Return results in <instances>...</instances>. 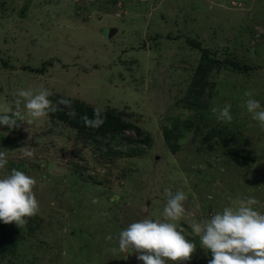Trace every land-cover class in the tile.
Returning a JSON list of instances; mask_svg holds the SVG:
<instances>
[{"label":"rangeland","instance_id":"obj_1","mask_svg":"<svg viewBox=\"0 0 264 264\" xmlns=\"http://www.w3.org/2000/svg\"><path fill=\"white\" fill-rule=\"evenodd\" d=\"M203 49L216 63L197 65ZM40 88L117 115L140 141L80 134L61 106L0 125V178H34L40 205L21 227L0 222L14 241L0 242V264H143L113 249L129 224L163 220L165 189L188 196L177 227L197 247L180 264L212 259L193 220L247 197L264 213V128L245 107H264V0H0V107ZM226 104L231 122L211 111Z\"/></svg>","mask_w":264,"mask_h":264},{"label":"clouds","instance_id":"obj_2","mask_svg":"<svg viewBox=\"0 0 264 264\" xmlns=\"http://www.w3.org/2000/svg\"><path fill=\"white\" fill-rule=\"evenodd\" d=\"M17 97L15 108L0 107V125L9 128L18 127L19 121L27 118V123L46 117L50 112L69 109V115L75 116L72 101L61 98L53 102L52 92L47 88L35 91L20 89L13 93ZM245 96L251 97V92ZM247 112L253 120L259 121L264 128V107L260 102L249 98L245 101ZM231 105L223 108L213 107L217 119L231 122ZM106 117L99 108L94 109L93 117H81L85 127L98 129L105 123ZM23 155L32 157L33 152L25 150ZM8 163L7 151H0V169ZM37 181L22 170L13 168L10 174L0 178V222L15 223L21 227L40 211L39 202L33 192ZM166 197L163 220L145 218L129 224L120 231L118 249L125 254H137L143 264H180L188 261L196 251V244L186 239L184 229L177 222L186 215L184 202L188 199L182 190L173 192L165 189ZM95 203V201H93ZM258 201L253 197L238 199L235 206L225 207L202 222L192 221V232L199 237L200 247L210 250L212 259L208 264H264V213L254 209ZM111 240L112 236L106 237Z\"/></svg>","mask_w":264,"mask_h":264},{"label":"trees","instance_id":"obj_3","mask_svg":"<svg viewBox=\"0 0 264 264\" xmlns=\"http://www.w3.org/2000/svg\"><path fill=\"white\" fill-rule=\"evenodd\" d=\"M190 43L194 44L192 41H190ZM208 53H209L208 49H203L200 51V56H199L197 65H202L205 63L210 64L212 62L216 63V59L210 58L208 56ZM229 63L231 66L232 65L235 66L234 63H232L230 61H229ZM46 65H50V63L44 62L41 65L40 69H37L35 71H37V72L41 71V70H43V68L45 70ZM194 82H195L194 80L191 81L192 85H195ZM59 99H61V98H59ZM71 101H72V108L75 110V116L69 115L68 114L69 109L64 107L63 105H60L61 107L66 108V110L61 113L60 117H63L64 115H69L70 116L69 120L64 119V118L63 119L65 122L67 121L69 123L70 127L74 128L76 132L83 134V135H85L86 133H89L91 135H104V133L111 134L113 132H120L121 130H124V129H130V130L134 131V135H135L134 140L136 142L140 141L139 140L140 131L138 128L123 122L117 115L111 114V113H109V111H101L102 114L106 117L105 123L103 124L102 127L98 128V129H93L91 127H85L84 123L81 120V117L86 115L87 117L92 118L94 109L89 105L78 102L77 100H71ZM0 242L2 244H5V243H12L14 241L9 239V238L2 237Z\"/></svg>","mask_w":264,"mask_h":264},{"label":"water","instance_id":"obj_4","mask_svg":"<svg viewBox=\"0 0 264 264\" xmlns=\"http://www.w3.org/2000/svg\"><path fill=\"white\" fill-rule=\"evenodd\" d=\"M103 33L106 38H110L113 34L116 33V30L114 28H109V29L104 30Z\"/></svg>","mask_w":264,"mask_h":264}]
</instances>
